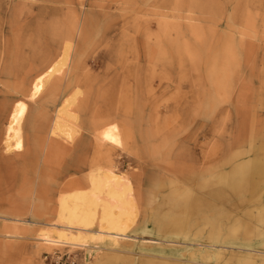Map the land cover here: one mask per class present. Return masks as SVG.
<instances>
[{
    "label": "rangeland",
    "instance_id": "1",
    "mask_svg": "<svg viewBox=\"0 0 264 264\" xmlns=\"http://www.w3.org/2000/svg\"><path fill=\"white\" fill-rule=\"evenodd\" d=\"M55 62L58 89L29 97ZM67 97L72 138L51 130ZM0 167V264H264V0H0ZM98 169L130 182L127 238L43 240Z\"/></svg>",
    "mask_w": 264,
    "mask_h": 264
},
{
    "label": "bare ground",
    "instance_id": "2",
    "mask_svg": "<svg viewBox=\"0 0 264 264\" xmlns=\"http://www.w3.org/2000/svg\"><path fill=\"white\" fill-rule=\"evenodd\" d=\"M203 1V0H202ZM194 2V1H193ZM110 26V25H109ZM132 27V26H131ZM210 28V27H208ZM131 29V28H130ZM129 31V30H128ZM214 31V30H213ZM122 32V31H121ZM128 33V32H127ZM212 33V32H211ZM129 34V33H128ZM125 35V34H124ZM164 35V34H163ZM211 35H209L210 37ZM208 37V40L210 39ZM122 38V37H121ZM170 38V37H169ZM206 38V35H205ZM194 39V38H193ZM179 40V38H178ZM216 40V39H215ZM228 40V39H227ZM170 41V40H169ZM168 41V42H169ZM172 41V40H171ZM147 42V41H146ZM194 42V41H193ZM136 43V41H135ZM150 43V42H149ZM146 44V43H145ZM169 44V43H168ZM171 44V43H170ZM189 44V43H188ZM191 45V44H190ZM169 46V45H168ZM175 46V45H174ZM189 46V45H188ZM150 47V46H149ZM148 47V48H149ZM151 48V47H150ZM210 48V47H209ZM215 48V47H214ZM137 49V48H136ZM147 49V48H146ZM152 49V48H151ZM188 49V48H187ZM207 49V48H206ZM205 49V50H206ZM222 49V48H220ZM121 50V49H120ZM176 50V49H175ZM148 50H146L147 52ZM155 51V50H154ZM153 51V52H154ZM212 51V50H211ZM223 51V50H222ZM165 52V51H164ZM206 52V51H205ZM179 53V52H178ZM225 53V52H224ZM154 54V53H153ZM152 54V55H153ZM211 54V53H210ZM127 55V54H126ZM147 55V54H146ZM166 55V54H165ZM175 55V54H174ZM178 55V54H177ZM148 56V55H147ZM146 56V57H147ZM150 56V55H149ZM219 56H222L219 54ZM224 56V55H223ZM167 57V56H165ZM203 57V56H202ZM206 57V56H205ZM119 58V57H118ZM170 58V57H169ZM196 58V56H195ZM131 59V58H130ZM147 59V58H146ZM168 59V57H167ZM179 59V57H178ZM201 59V58H200ZM119 60V59H117ZM171 60V59H170ZM205 60V59H204ZM222 60V59H221ZM148 61V59H147ZM176 61V59H175ZM217 61V59H216ZM64 62V61H63ZM169 62V61H168ZM167 62V63H168ZM134 63V62H133ZM180 63V61H179ZM173 64V63H171ZM197 64V63H196ZM216 64V63H215ZM61 64L58 62H55L54 64H51L48 66L47 69L45 67L43 68L44 71L37 75L35 79L31 83L30 91H29V97L35 98L39 96L48 86H50L51 82L53 85V88L50 89V93L54 94L55 91L58 89L59 81H56L55 78L53 79V76L56 72L61 70ZM152 65V64H151ZM168 65V64H167ZM202 65V64H201ZM221 65V64H220ZM7 66V65H6ZM178 66V65H177ZM222 66V65H221ZM225 66V65H224ZM181 66H179L180 69ZM197 67V66H196ZM173 68V67H172ZM182 68V67H181ZM204 68V67H203ZM174 69V68H173ZM224 69V68H223ZM150 70V69H149ZM175 70V69H174ZM199 70V69H198ZM205 70V69H204ZM208 70V69H207ZM222 70V69H221ZM171 71V70H170ZM209 71V70H208ZM217 72V71H216ZM148 73V72H147ZM132 75V74H131ZM19 76V75H18ZM148 76V75H147ZM154 76V75H153ZM135 78V77H134ZM209 78V77H208ZM212 78V76H211ZM221 78V77H220ZM213 79V78H212ZM222 79V78H221ZM134 80V79H133ZM205 80V79H204ZM223 80V79H222ZM80 81V80H79ZM202 81V80H201ZM61 82V81H60ZM206 82V81H205ZM79 83V82H78ZM77 83V84H78ZM207 83V82H206ZM71 84V83H70ZM211 84V82H210ZM62 85V84H61ZM216 85V84H215ZM218 86V85H217ZM24 89V88H23ZM219 90V89H218ZM81 91V90H80ZM82 92V91H81ZM61 93V92H60ZM58 95V94H57ZM74 95V94H73ZM61 96V95H60ZM72 96V95H71ZM52 97V96H51ZM50 97V98H51ZM76 97V96H73ZM68 98V97H67ZM131 98V97H130ZM129 98V99H130ZM132 99V98H131ZM32 100V99H31ZM66 101V99H64ZM70 100H74L68 98V100L63 103V106H61L58 111H56V118L55 123L53 125V132H60V135L63 133L68 138L73 137V133L75 135V132L72 133L73 129H67L62 121H61V114L64 113H70L68 111V106L70 103ZM133 100V99H132ZM131 100V101H132ZM130 101V100H129ZM128 101V102H129ZM64 102V101H63ZM127 102V100H126ZM33 103V102H32ZM130 103V102H129ZM130 105V104H129ZM132 105V104H131ZM71 106V105H70ZM69 106V107H70ZM127 106V105H126ZM29 108V107H28ZM58 108V107H57ZM127 108V107H126ZM134 108V107H133ZM70 109V108H69ZM130 109V108H127ZM27 110L26 104L23 102L15 103L13 105V108L10 112L9 121L7 123L6 131H5V149L6 151H12L13 149H22L23 143H22V122L24 121L25 117V111ZM127 112V111H125ZM129 112V111H128ZM127 112V113H128ZM74 113V112H72ZM126 113V114H127ZM161 113V112H160ZM130 114V113H129ZM71 115V114H70ZM75 115V113H74ZM7 116V115H6ZM72 116V115H71ZM148 116V114H147ZM8 117V116H7ZM143 123V122H142ZM67 125V124H66ZM109 125V124H108ZM115 125V124H114ZM124 125V124H123ZM70 126V125H69ZM68 126V128H69ZM145 126V125H144ZM71 127V126H70ZM78 127V126H77ZM125 127V126H124ZM123 127V128H124ZM128 127V126H127ZM141 127V126H140ZM139 127V128H140ZM72 128V127H71ZM126 128V127H125ZM129 129V128H128ZM134 129V128H133ZM71 130V131H70ZM127 130V128H126ZM78 131V130H77ZM141 131V130H139ZM143 131V130H142ZM79 133V132H78ZM82 133V132H81ZM125 134V132H123ZM128 133V132H127ZM54 134V133H53ZM59 134V133H58ZM97 135V138L101 141L113 143L115 145H122L123 139H126L125 136L122 139L121 134L119 130H116V126H107L106 128L99 130V132H95ZM130 135V133H128ZM126 134V136L128 135ZM27 135V134H26ZM32 135V134H31ZM46 135V134H45ZM55 135V134H54ZM38 136V135H37ZM53 136V135H52ZM56 136V135H55ZM54 136V137H55ZM63 136V135H62ZM77 136V134L75 135ZM44 137V135L42 136ZM35 138V137H34ZM39 138V137H38ZM56 138V137H55ZM62 138V137H60ZM76 138V137H75ZM41 139V138H40ZM39 139V140H40ZM66 139V138H64ZM59 140V138L57 139ZM97 140V141H99ZM60 141V140H59ZM62 141V140H61ZM60 141V142H61ZM127 141V140H125ZM75 142V141H74ZM59 143V142H58ZM90 143V142H89ZM92 143V142H91ZM102 143V142H101ZM152 143V142H151ZM55 144V143H54ZM73 144V143H72ZM99 144V143H97ZM103 144V143H102ZM156 144V143H154ZM48 145V144H47ZM50 145V144H49ZM91 145V144H90ZM56 146V145H55ZM71 146V145H70ZM74 146V145H73ZM160 146V145H159ZM54 147V146H53ZM107 147V146H106ZM109 147V146H108ZM156 147V146H155ZM60 148V146H59ZM74 148V147H73ZM99 148V147H98ZM112 148V147H111ZM45 149V148H44ZM56 149V148H55ZM54 149V150H55ZM106 149V148H105ZM50 150V149H49ZM181 150V149H180ZM28 151V150H26ZM51 151V150H50ZM56 151V150H55ZM20 152V151H19ZM72 152V151H71ZM98 152V151H97ZM101 152V151H100ZM31 153V152H30ZM99 153V152H98ZM105 153V152H104ZM167 153V152H166ZM32 154V153H31ZM102 155V153H100ZM106 154V153H105ZM16 155V154H15ZM28 155V154H27ZM8 156V154H7ZM23 156V155H22ZM70 156V155H69ZM4 157V156H3ZM9 157V156H8ZM36 157V156H35ZM34 158V157H33ZM38 158V157H37ZM6 159V158H5ZM8 159V158H7ZM36 159V158H35ZM11 160V158H10ZM31 161V160H30ZM39 161V160H38ZM11 162V161H10ZM8 163V161H7ZM17 163V161H16ZM19 163V162H18ZM17 163V166L20 167ZM39 163V162H38ZM5 166V165H4ZM7 166V165H6ZM1 168V167H0ZM97 168V167H96ZM39 169V168H38ZM238 169H241V167H238ZM243 169V168H242ZM18 170V169H17ZM2 171V170H1ZM3 174V173H2ZM17 174V173H16ZM9 175V174H8ZM17 176V175H16ZM22 176V175H21ZM88 176V175H87ZM7 177V176H6ZM13 178V177H12ZM11 178V179H12ZM37 178V177H36ZM17 180V179H16ZM9 181V179H8ZM90 183V182H89ZM43 184V183H42ZM48 186V185H47ZM91 188L88 190H80L76 191L70 194H65L60 200V211H59V221L61 222V226L63 230L58 232V238H51L47 233H45V237L43 240L49 242V243H67V241L72 240H84L85 242L88 241L87 238H98L101 239L103 242H118L117 240L128 236V228L129 225L124 224L123 216L128 215L129 208L133 204L132 201H134L130 196L129 198V192L131 191V185L130 182L125 178L117 173L111 171V170H101L98 169L95 172L91 174ZM35 187V186H34ZM40 189V188H39ZM46 189V187H45ZM51 189V188H50ZM133 189V188H132ZM43 190V189H41ZM49 191V190H48ZM35 192V191H34ZM56 193V192H55ZM220 193V191H219ZM19 194V193H18ZM23 194V193H22ZM41 194V192H40ZM43 194V193H42ZM49 194V193H48ZM227 194V193H226ZM134 196V195H133ZM213 196V195H212ZM221 196V195H220ZM40 197V195H39ZM54 197V196H53ZM167 197V196H166ZM208 197V196H207ZM171 198H174L171 197ZM199 198V197H198ZM225 198V197H224ZM223 198V199H224ZM37 199V198H36ZM53 199V198H52ZM141 199V198H140ZM213 200V199H212ZM226 201V200H224ZM161 202V201H160ZM198 202V201H197ZM56 203V202H55ZM54 203V204H55ZM144 203V202H143ZM225 203V202H224ZM201 204V203H199ZM164 205V204H163ZM167 205V204H166ZM212 205V204H211ZM133 206V205H132ZM135 206V205H134ZM143 206V205H142ZM172 206V205H171ZM195 206H198L196 204ZM207 206V205H206ZM214 206V204H213ZM101 207V228L94 230L91 228H88L86 225L87 222L90 221V218L87 216L95 215L98 212V208ZM158 208V205L156 206ZM186 207V205H185ZM48 208V207H47ZM57 208V207H56ZM179 208V207H178ZM197 208V207H196ZM37 209V208H36ZM161 209V208H160ZM176 209V208H175ZM184 209V208H183ZM182 209V210H183ZM194 209V208H193ZM56 210V209H55ZM162 210V209H161ZM199 210V209H198ZM220 210V209H219ZM218 210V211H219ZM264 210V208H263ZM37 211V210H36ZM48 211V210H47ZM133 211L130 209V212ZM139 211V209H138ZM137 211V212H138ZM184 211V210H183ZM186 211V210H185ZM129 212V213H130ZM162 212V211H160ZM222 212V211H221ZM37 213V212H36ZM152 213V212H151ZM197 213V212H196ZM216 213V212H215ZM54 214V213H53ZM159 214V213H158ZM161 214V213H160ZM176 215V214H174ZM206 216V214H205ZM204 216V217H205ZM208 216V215H207ZM213 216V215H212ZM125 217V216H124ZM126 218V217H125ZM130 218V217H129ZM167 218V217H166ZM171 218V217H170ZM50 219V218H49ZM131 219V218H130ZM129 219V220H130ZM159 219V218H158ZM57 220V219H56ZM211 220V219H210ZM57 221V222H59ZM167 221V220H166ZM170 221V220H169ZM201 221V220H200ZM173 222V221H172ZM199 222V221H198ZM204 222V221H203ZM202 222V223H203ZM193 223V222H192ZM52 224V223H51ZM60 224V223H59ZM130 224V223H129ZM166 224V223H165ZM58 225V224H57ZM163 225V224H162ZM56 226V224L54 225ZM188 226V225H187ZM201 226V225H200ZM185 227V226H184ZM198 227V226H197ZM192 228V227H191ZM195 229V228H194ZM198 229V228H197ZM51 230V229H50ZM76 230V232H74ZM203 230V229H201ZM57 231V230H56ZM195 232V231H194ZM49 233V232H48ZM91 234V235H90ZM211 234V233H210ZM8 237V236H7ZM127 238V237H126ZM125 238V239H126ZM130 238V237H129ZM205 238V237H204ZM130 240V239H129ZM153 240V239H148ZM206 240V239H205ZM100 241V240H99ZM155 241V240H154ZM77 242V241H76ZM128 242V241H127ZM76 244V243H74ZM88 244V243H87ZM203 244V243H201ZM214 244V243H213ZM183 245V244H181ZM205 245V244H204ZM206 247V246H204ZM106 248V247H105ZM215 248V247H214ZM223 249V247H221ZM124 249V248H123ZM231 249V248H230ZM241 249V248H240ZM244 249V248H243ZM197 250V249H196ZM210 250V249H209ZM198 251V250H197ZM236 251V250H235ZM252 250H248V252ZM254 252V251H253ZM250 253V252H249ZM259 253V252H255ZM151 254V253H150ZM155 255V254H154ZM259 255V254H258ZM118 256V255H117ZM164 256V255H163ZM172 257V256H171ZM246 258V257H245ZM151 262V261H150ZM196 262V261H195ZM202 262V261H201ZM233 262V261H232ZM252 262V261H251ZM125 263V262H124ZM127 263V262H126ZM210 263V262H209ZM234 263V262H233ZM253 263V262H252ZM215 264V263H214ZM219 264V263H218Z\"/></svg>",
    "mask_w": 264,
    "mask_h": 264
}]
</instances>
